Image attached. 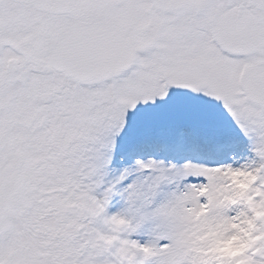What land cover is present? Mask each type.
Segmentation results:
<instances>
[{
    "label": "snow or ice",
    "instance_id": "obj_1",
    "mask_svg": "<svg viewBox=\"0 0 264 264\" xmlns=\"http://www.w3.org/2000/svg\"><path fill=\"white\" fill-rule=\"evenodd\" d=\"M0 264H264V0H0Z\"/></svg>",
    "mask_w": 264,
    "mask_h": 264
}]
</instances>
